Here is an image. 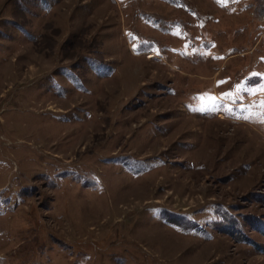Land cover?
<instances>
[{"label":"rangeland","instance_id":"rangeland-1","mask_svg":"<svg viewBox=\"0 0 264 264\" xmlns=\"http://www.w3.org/2000/svg\"><path fill=\"white\" fill-rule=\"evenodd\" d=\"M0 264H264V0H0Z\"/></svg>","mask_w":264,"mask_h":264}]
</instances>
